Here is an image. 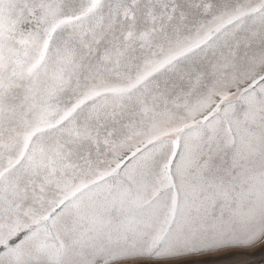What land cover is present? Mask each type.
<instances>
[{
  "label": "snow or ice",
  "instance_id": "1",
  "mask_svg": "<svg viewBox=\"0 0 264 264\" xmlns=\"http://www.w3.org/2000/svg\"><path fill=\"white\" fill-rule=\"evenodd\" d=\"M261 238L264 0H0V264Z\"/></svg>",
  "mask_w": 264,
  "mask_h": 264
},
{
  "label": "rangeland",
  "instance_id": "2",
  "mask_svg": "<svg viewBox=\"0 0 264 264\" xmlns=\"http://www.w3.org/2000/svg\"><path fill=\"white\" fill-rule=\"evenodd\" d=\"M184 264H264V238L251 247H231L181 258ZM173 264V262H166Z\"/></svg>",
  "mask_w": 264,
  "mask_h": 264
}]
</instances>
